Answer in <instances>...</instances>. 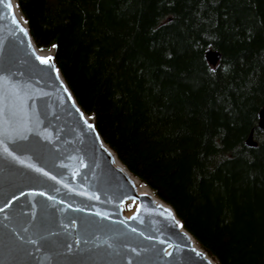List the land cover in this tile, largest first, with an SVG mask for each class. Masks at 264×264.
Returning a JSON list of instances; mask_svg holds the SVG:
<instances>
[{
  "label": "trees",
  "instance_id": "1",
  "mask_svg": "<svg viewBox=\"0 0 264 264\" xmlns=\"http://www.w3.org/2000/svg\"><path fill=\"white\" fill-rule=\"evenodd\" d=\"M16 6L104 142L199 246L217 264H264V0Z\"/></svg>",
  "mask_w": 264,
  "mask_h": 264
},
{
  "label": "water",
  "instance_id": "2",
  "mask_svg": "<svg viewBox=\"0 0 264 264\" xmlns=\"http://www.w3.org/2000/svg\"><path fill=\"white\" fill-rule=\"evenodd\" d=\"M17 10L0 4V264H214L169 204L134 185ZM259 118L264 129V108Z\"/></svg>",
  "mask_w": 264,
  "mask_h": 264
},
{
  "label": "bare ground",
  "instance_id": "3",
  "mask_svg": "<svg viewBox=\"0 0 264 264\" xmlns=\"http://www.w3.org/2000/svg\"><path fill=\"white\" fill-rule=\"evenodd\" d=\"M18 9V8H17ZM17 12H18V15H19V17L22 19V14H21V12L19 11V10H17ZM24 21V20H23ZM208 49V48H207ZM206 49V50H207ZM211 49V48H210ZM39 50V52L41 53V54H50L51 52H50V50H41V49H38ZM205 50V51H206ZM213 50V49H212ZM219 62V61H218ZM210 64V63H209ZM211 65V64H210ZM217 65V64H216ZM264 108V107H263ZM260 128V127H259ZM261 129V128H260ZM261 130H264V129H261ZM248 138V137H247ZM247 140V139H246ZM245 143H246V141H245ZM133 180V183H134V185L136 186V187H138V189L139 190H141V191H143V192H150V188L145 184V183H143L142 181H140L138 178L136 179V178H133L132 179ZM156 196V195H155ZM156 197H158V196H156ZM127 203H132V202H127ZM126 203V204H127ZM125 204V205H126ZM125 205H124V207H125ZM126 214H129V213H131L130 211L129 212H125ZM180 220V219H179ZM181 221V220H180ZM214 264H216V263H214Z\"/></svg>",
  "mask_w": 264,
  "mask_h": 264
},
{
  "label": "snow or ice",
  "instance_id": "4",
  "mask_svg": "<svg viewBox=\"0 0 264 264\" xmlns=\"http://www.w3.org/2000/svg\"><path fill=\"white\" fill-rule=\"evenodd\" d=\"M3 2H4V0H0V4H2ZM7 6L10 8L11 7V4L8 3ZM53 47H55V45ZM41 59H42L43 62L48 63L49 61H51L52 57H46V58H41ZM5 151H7V148H5ZM37 171H42V170L41 169H37ZM44 174L47 175V173H44Z\"/></svg>",
  "mask_w": 264,
  "mask_h": 264
},
{
  "label": "rangeland",
  "instance_id": "5",
  "mask_svg": "<svg viewBox=\"0 0 264 264\" xmlns=\"http://www.w3.org/2000/svg\"><path fill=\"white\" fill-rule=\"evenodd\" d=\"M41 50H44V49H41ZM135 207V203L132 202V203H127L124 207V212H129V211H132L133 208Z\"/></svg>",
  "mask_w": 264,
  "mask_h": 264
}]
</instances>
